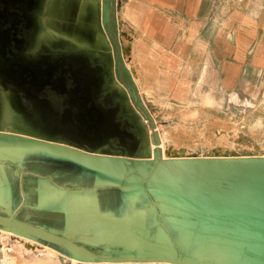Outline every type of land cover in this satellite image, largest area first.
I'll use <instances>...</instances> for the list:
<instances>
[{
  "label": "crops",
  "instance_id": "obj_1",
  "mask_svg": "<svg viewBox=\"0 0 264 264\" xmlns=\"http://www.w3.org/2000/svg\"><path fill=\"white\" fill-rule=\"evenodd\" d=\"M107 4L108 26L113 16L117 34L127 42L123 49L130 86L142 115H150L149 102H222L219 96L224 95L225 102H234L240 82L264 103V0ZM137 157L104 155L39 137L20 136L12 144L0 134V214L66 236L102 256L139 248L188 250L192 253L187 257L194 258L205 250L209 256L204 263L216 264L222 244H227L230 253L221 264H255L250 252L264 250V223L263 242L252 236L256 218L244 221L229 209L235 228L229 227L220 240L204 229L206 191L203 184H194L197 177L191 183L183 173L202 170L200 162L134 161ZM11 239L0 240L4 251L11 250L16 240ZM35 241L27 238L24 250L10 254L0 249V264L122 263ZM257 257L256 264H261Z\"/></svg>",
  "mask_w": 264,
  "mask_h": 264
},
{
  "label": "rangeland",
  "instance_id": "obj_2",
  "mask_svg": "<svg viewBox=\"0 0 264 264\" xmlns=\"http://www.w3.org/2000/svg\"><path fill=\"white\" fill-rule=\"evenodd\" d=\"M117 1L120 2V0ZM98 4L100 6H97ZM68 6L73 8L72 14L77 22L85 19L87 26H92L93 33L96 34L94 44L109 50L114 79L112 86L128 93L129 115L147 132L146 143L142 145L134 161L156 160L155 141H157L159 159L162 163L200 162L202 170H185L183 173L191 180V183H194V178L197 177L199 181L194 184L197 187L203 184V190L207 193L204 192L205 195L202 197L203 216L206 219L204 229L209 230L212 237L220 240L229 227L235 228L233 223H236V219L230 215V210L233 215L244 221L256 218V230L252 236L257 241L263 242L260 224L264 223V103L257 102L259 95L250 93L251 89L240 82L236 85L238 97H235L234 102H225L226 95H224L225 98L219 96L222 102H190L188 105L149 102L150 115L148 117L142 115L139 106L134 102L135 91L130 86L131 76L123 49V45L127 42L121 41L120 33L117 34L113 16L111 26H108L107 0H43L36 48L52 46L57 38H70L72 42L80 43L60 26L67 18L66 7ZM87 13L89 18L85 17ZM0 98L2 116L8 120L10 114L15 112L14 108L9 105L5 91H0ZM0 134L9 137L12 144L20 136L36 137L9 125H0ZM146 149H150L149 152H146ZM217 192L220 193L217 195ZM222 193L227 197L232 196L227 199ZM192 212L195 213V209H192ZM1 229L0 240H12L11 237L16 239L13 240L10 251H4L0 247L6 254L23 249L27 238L44 242L16 228L2 227ZM28 242L31 241L28 240ZM225 245L227 244H222L223 251L215 261L216 264H221L223 257L230 253L226 251ZM176 253L188 256L192 251L182 250ZM250 253L255 264L257 256V259L261 258V264H264V250L256 249V252ZM208 256L209 251L204 250L198 252L192 260L204 262ZM146 263L174 264L156 260Z\"/></svg>",
  "mask_w": 264,
  "mask_h": 264
},
{
  "label": "flooded vegetation",
  "instance_id": "obj_3",
  "mask_svg": "<svg viewBox=\"0 0 264 264\" xmlns=\"http://www.w3.org/2000/svg\"><path fill=\"white\" fill-rule=\"evenodd\" d=\"M38 2L39 0H0V83L4 84V87L0 84V91L15 97L14 102H19L8 121L13 122V118L25 122L36 119L59 120L64 116L68 122H74L80 112L77 102H88L86 107L91 106V103L95 105V116L104 118L107 114L110 115L123 136L141 138L135 127L136 122L128 112L127 94L125 97L120 89L112 86L114 79L109 50L94 44L96 34L93 33L92 26H87L85 19L77 22L71 6L66 7L67 18L60 26L80 43H74L70 38H57L52 46H42L39 50L42 70H48L47 64L52 66V70L41 76L34 74L37 82H46L41 89H35L27 83L30 76L22 64L28 41L33 34L38 38L40 33L43 0H40V9L36 11ZM85 17L89 18L88 13ZM34 22L38 23L37 28ZM8 70L10 72L6 73ZM14 87L22 90L16 93L12 91ZM30 102H35L36 108ZM113 145L120 153L117 138Z\"/></svg>",
  "mask_w": 264,
  "mask_h": 264
},
{
  "label": "water",
  "instance_id": "obj_4",
  "mask_svg": "<svg viewBox=\"0 0 264 264\" xmlns=\"http://www.w3.org/2000/svg\"><path fill=\"white\" fill-rule=\"evenodd\" d=\"M100 6V4H98ZM40 9V0L37 3L36 11ZM35 23V22H34ZM35 27H38V23H35ZM37 36L32 35L30 40L27 43V48L25 51L24 63L22 64L30 78L27 80L31 86L35 89H41L46 82H37L36 76H41L42 73H50L52 66L47 64L46 68L48 70H42L43 65L39 62L40 60V51L42 46L36 48L37 45ZM88 64V61H86ZM90 65V63L88 64ZM126 70V68H124ZM37 70L38 72L34 71ZM10 72L9 70L6 72ZM13 73V72H12ZM35 74V75H34ZM20 80H18L19 82ZM21 82V81H20ZM4 87L3 83H0ZM33 84V85H32ZM22 88L14 87L12 91L20 92ZM123 94L128 93L125 90H121ZM126 97V95H125ZM9 99V105L12 108L17 109L19 102H14L15 97L7 96ZM1 103V102H0ZM33 108H36L35 102H30ZM88 102H77L80 112L78 113V118L74 122H68L69 120L63 116L62 119H41L33 120L30 122H25L19 118H13V122L5 120L2 116V108L0 110V125L4 126H13L19 130H24L33 134L36 137L54 141L61 140L66 143L72 144L76 147L83 148L90 152H99L104 155H123L127 157H136L140 152V148L146 142L147 132L145 128L136 122L135 127L140 137L132 136L126 137L121 134L120 128L116 127L113 119L110 115L100 118L99 116L94 115L95 105L91 103L92 107H86ZM94 106V107H93ZM22 123V124H20ZM38 130V131H37ZM40 130V131H39ZM119 140L120 153L116 151L117 148L114 147L113 141L115 139ZM158 142L155 141V156L159 158V146ZM124 149L126 151H124ZM0 227H12L19 230H22L26 233H29L36 239L44 242H51L58 245H63L71 247L74 249L82 250L90 254L95 260L103 262H123V261H166L174 264H205L201 261H194L192 258H189L180 253H169L161 250H150V249H133V248H122L119 251H115L113 254L98 255L84 245L78 244L73 239H70L66 236L50 232L39 226L27 223L23 220L13 218L8 215L0 214Z\"/></svg>",
  "mask_w": 264,
  "mask_h": 264
},
{
  "label": "built area",
  "instance_id": "obj_5",
  "mask_svg": "<svg viewBox=\"0 0 264 264\" xmlns=\"http://www.w3.org/2000/svg\"><path fill=\"white\" fill-rule=\"evenodd\" d=\"M146 262L151 261H123L121 264H147Z\"/></svg>",
  "mask_w": 264,
  "mask_h": 264
},
{
  "label": "bare ground",
  "instance_id": "obj_6",
  "mask_svg": "<svg viewBox=\"0 0 264 264\" xmlns=\"http://www.w3.org/2000/svg\"><path fill=\"white\" fill-rule=\"evenodd\" d=\"M101 36V35H100ZM102 38V37H101ZM104 40V39H103Z\"/></svg>",
  "mask_w": 264,
  "mask_h": 264
}]
</instances>
